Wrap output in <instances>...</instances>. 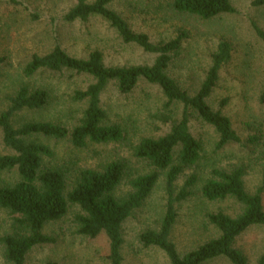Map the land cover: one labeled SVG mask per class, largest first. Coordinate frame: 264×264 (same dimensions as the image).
Here are the masks:
<instances>
[{
	"label": "rangeland",
	"instance_id": "rangeland-1",
	"mask_svg": "<svg viewBox=\"0 0 264 264\" xmlns=\"http://www.w3.org/2000/svg\"><path fill=\"white\" fill-rule=\"evenodd\" d=\"M229 1L234 8L232 13H222L208 20L175 12L171 8L172 0H114L108 5L127 21L131 30L147 34L154 43L166 42L184 32L181 47L172 55L165 72L190 94H194L203 81L218 43L226 40L231 45L230 59L220 69L207 103L230 119L240 142L217 149L218 136L214 128L194 111H189V131L201 144V151L197 162L185 168L174 182V190L178 192L191 175L197 178L191 194L174 204L177 217L170 238L181 255L218 236V230L208 222L209 213L222 211L234 217L241 211L232 199L210 202L202 197L201 187L213 168H242L244 187L249 193L261 183L264 103L259 97L264 91V41L256 29L264 32V5L256 6L254 0ZM74 4L75 0H0V57L3 58L0 112L8 107V97L22 85L31 90L44 89L49 96L48 103L40 109L16 112L11 122L15 128L24 122L45 121L71 130L87 106L86 100H75L73 96L75 91L93 82L90 75L70 69L57 72L41 69L26 76L24 67L34 54H46L58 44L76 58H86L97 50L105 66L150 65L155 59L154 54L139 46L124 43L118 32L100 16H91L87 21H65L64 14ZM165 100L159 86L144 79L129 93L119 92L116 82L111 81L101 94V106L106 113V124H117L123 130L122 140L88 143L83 148L73 147L69 137L32 135L27 140L44 144L52 151V157L44 158L43 163L65 172L67 190L72 187L78 169L100 170L107 162L125 160L129 165L127 176L114 191L117 197H123L131 190V178L152 170L133 155L136 144L144 137L166 134L181 117L183 106L175 102L165 109ZM169 110L167 116L171 117L165 121L164 112ZM11 152L3 143L0 129V155ZM165 173L160 171L143 204L122 224L123 264H168L163 252L144 247L139 240L142 232L157 229L162 220L167 201ZM18 180L16 168L0 172V186L13 185ZM79 210V206L69 204L63 217L48 222L43 232L55 241L35 246L24 264H109L108 239L104 233L94 238L77 233L73 217ZM7 212L0 208V264H11L5 258L1 242L3 236L12 232V219ZM235 247L243 251L248 264H256L264 253V226L248 228L238 236ZM205 264L230 263L219 258Z\"/></svg>",
	"mask_w": 264,
	"mask_h": 264
},
{
	"label": "trees",
	"instance_id": "trees-1",
	"mask_svg": "<svg viewBox=\"0 0 264 264\" xmlns=\"http://www.w3.org/2000/svg\"><path fill=\"white\" fill-rule=\"evenodd\" d=\"M114 0H75V4L63 16L67 22L87 21L91 16H100L118 32L124 43L135 44L145 52L155 55L150 65L105 66L102 54L94 50L86 58L67 54L58 44L46 54L32 55L24 67V74L31 76L44 69L61 71L70 69L88 74L93 78L85 89L77 90L73 98L86 100L87 106L82 117L71 130L45 121L24 122L15 128L11 122L16 112L27 109L37 110L48 103L44 89L31 90L26 85L8 97V107L0 112V129L3 143L12 152L0 155V172L16 168L19 180L13 185L0 186V208L7 210L12 219V232L1 238L4 255L11 264H24L27 254L37 245L49 244L54 237L43 232L44 226L66 214L69 204L79 206V213L73 217L77 233L94 238L104 233L108 239L107 259L109 264H123L122 224L139 208L156 184L160 171L165 173L167 201L165 211L157 229L142 232L139 240L144 247H153L164 253L168 264H205L224 258L230 264H248L242 250L235 247L240 234L252 226H264V165L261 183L253 193L246 191L243 183V169L231 170L213 168L210 177L203 183L201 194L210 202L232 199L241 211L234 217L217 211L207 215L208 222L219 232L218 236L198 245L184 254H179L170 234L176 221L174 204L188 197L196 176L191 175L175 192L174 182L187 167L193 166L200 156L201 144L189 131V111L214 128L218 140L216 148L240 142L231 121L221 111L213 110L207 98L213 91L222 66L230 59L231 45L222 40L211 55V65L198 90L190 94L166 74L173 54L177 53L185 37L179 32L175 37L154 43L145 33L131 30L127 21L108 5ZM256 6L264 0H254ZM171 8L204 20L222 13H232L229 0H172ZM264 41V32L256 29ZM3 58L0 57V66ZM140 79L159 86L164 97V108L175 102L183 106L181 117L170 130L157 138L144 137L134 147L133 155L152 167L150 172L136 175L129 180L131 190L123 197L114 193L122 179L127 176L129 165L125 160L110 161L102 169H78L73 184L67 190L65 172L58 167L46 166L44 158H51L52 151L44 144L28 141L32 135L55 139L69 137L73 147L83 148L88 143L118 142L123 139V130L117 124H106V113L101 106V94L109 82L115 81L119 92L129 93ZM264 103V91L260 94ZM170 111L164 112L168 121ZM46 264H56L47 262ZM256 264H264L262 253Z\"/></svg>",
	"mask_w": 264,
	"mask_h": 264
}]
</instances>
